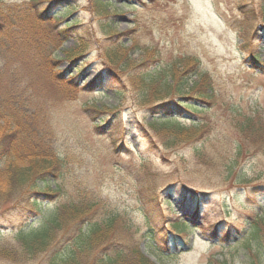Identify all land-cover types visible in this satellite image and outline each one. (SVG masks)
Returning <instances> with one entry per match:
<instances>
[{
  "label": "rangeland",
  "instance_id": "374dc122",
  "mask_svg": "<svg viewBox=\"0 0 264 264\" xmlns=\"http://www.w3.org/2000/svg\"><path fill=\"white\" fill-rule=\"evenodd\" d=\"M28 1L0 0V6L14 10ZM74 1L71 18L97 43L90 60L86 55L76 68L60 64L79 79L80 91L54 83L51 73L25 84L30 111L53 130L52 147L66 160L59 192L42 213L64 206L65 225L49 253L28 254L16 233L28 223L24 208H33L36 198L28 184H14L0 199V264H65L77 232L115 217L105 239L76 251L78 264L119 258L128 264L136 248L156 264H264V236L260 245L247 241L254 221L264 216V69L247 63L253 46L264 50V0H101L114 3L103 26L98 20L92 25L94 0ZM123 33L118 45L131 68L119 69L104 48ZM76 50L69 39L53 56L68 60ZM139 65L156 72L146 90L131 77ZM103 74L104 89H82ZM167 80L175 86L188 81L182 93L173 87L163 99L193 114L170 115L178 124L190 128L193 119L202 125L195 143L175 142L176 132L156 128L150 108L165 101L159 96ZM198 92L209 104L185 99ZM189 104L199 111L186 110ZM248 119L252 128L245 126ZM197 210L190 229L175 235L171 225L194 220ZM42 220L31 221L33 228Z\"/></svg>",
  "mask_w": 264,
  "mask_h": 264
},
{
  "label": "trees",
  "instance_id": "16d2710c",
  "mask_svg": "<svg viewBox=\"0 0 264 264\" xmlns=\"http://www.w3.org/2000/svg\"><path fill=\"white\" fill-rule=\"evenodd\" d=\"M45 2L42 0H30L14 10L0 6V51L3 52V56L0 59V199L8 195L14 184H21L22 186L28 184L30 186L27 192L29 195L33 194L36 199L33 201V208H24V211H27L29 215L26 220V223H28L25 228L19 229L16 233L17 240H19L28 254H35L38 250L49 253L48 250L51 249L49 246L55 240L61 228H64L65 224L62 221V214L68 209L61 206L56 210L50 211L46 216L42 213V207L53 200L59 192L57 184L60 178H63L61 170L66 160L62 159L52 147L54 143L53 130L47 127L46 124L43 126V123L38 120L36 111H30V108L34 105L29 103L30 98L26 95L28 87L25 84L29 83L31 85L34 77L40 78L41 74L43 76L47 74L49 79V73H51L54 83L72 89V92L80 91L79 79L73 76L68 77L67 71L59 70L60 64L69 62L72 67L76 68L77 62L80 59H84L86 55H88L86 59L90 60L89 55L93 52L91 47L97 44L94 39L91 41L90 37L82 34L80 21L71 18L76 7L74 0H47ZM44 3L45 5H43ZM93 4L92 25L95 20H98L101 26L108 25V21L105 23V19L109 18V14L106 11L114 3L94 0ZM136 5H133V7H137ZM60 9L61 11L58 12L57 10ZM69 19L72 20L68 22L67 20ZM124 35L125 33L117 34L116 36L112 35L110 39L112 37L117 38L115 39L117 44L104 48L106 58L114 67L119 69L131 68V66H127L130 63L128 53L127 55L125 53L121 54V51H124L125 48L122 45H118L120 37ZM69 39H74L76 42V55L68 60L54 59L53 55L56 50L60 49L64 42ZM255 43H257L256 38L253 39L252 45ZM263 57L264 50L260 51L256 46H253L247 57V63L253 68L263 70ZM123 58L124 62L121 63L120 60ZM87 60L84 63H87ZM143 64L146 65L147 63ZM145 65L134 67L135 75L132 74L131 77L134 79L136 87L146 90L155 84L154 79L156 76L154 75L156 72L144 68ZM82 70L77 71L78 74ZM106 78L107 76L103 74L100 78L82 86V89L90 91L104 89L107 86L105 84ZM179 81L177 86L174 85V81H165V92L159 96L160 101H165L156 103L150 110L152 115L158 116L156 117L158 119L156 122L157 129L176 132L174 135L175 142L192 144L200 140L202 125L193 119L191 120L192 126L190 128L178 124L174 118L169 116L185 114L192 116L193 114H190V112L188 114L187 111L175 107L171 102L166 103L174 100L163 99L165 95L170 94L173 87H176L178 93H182L188 88V81L183 84H179ZM180 86H182V89H180ZM44 90H46L45 86ZM118 93L120 94L121 92ZM203 98L205 96L201 92H198L195 97H185L188 101L203 103L204 105L209 104ZM177 106L180 107L179 105ZM187 108L191 112L193 110L199 111L200 109L199 106L194 104L187 105L185 109L188 110ZM98 112L100 114L104 113L103 111ZM162 115L166 118H161ZM102 121L104 120L102 119ZM246 121L247 124L245 126H249L252 122L251 119ZM153 125L155 126V124ZM249 128L252 127L249 126ZM262 140L264 144V135ZM40 182L44 187L42 190H37L41 186L39 185ZM51 185H54L55 188L52 189ZM69 211L71 210L69 209ZM71 212L73 213L74 211ZM198 215L199 211L197 210L194 215H191L194 220L184 223L180 221L173 223L171 226L176 233L175 235L179 236L178 233L190 229L191 223L198 218ZM39 217L43 219L41 224L38 228H33L31 221ZM110 220L109 223L104 224L103 222L100 225H91L84 232H77L75 244L72 243L66 259L61 260V262L78 264L80 261L78 260L77 262L74 256L76 251L89 249L92 244L99 243L105 239V232L113 230V226L115 227L117 223V217ZM254 223L247 241L260 245L264 236V216H258ZM122 261L123 258H119L115 264H121ZM127 262L128 264H156L151 262L149 257L138 248L134 249L130 254V259ZM105 263L112 264L109 261H105Z\"/></svg>",
  "mask_w": 264,
  "mask_h": 264
}]
</instances>
